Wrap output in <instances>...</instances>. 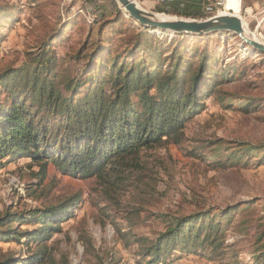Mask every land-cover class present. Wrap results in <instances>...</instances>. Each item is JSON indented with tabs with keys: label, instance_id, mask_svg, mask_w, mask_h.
Returning a JSON list of instances; mask_svg holds the SVG:
<instances>
[{
	"label": "trees",
	"instance_id": "16d2710c",
	"mask_svg": "<svg viewBox=\"0 0 264 264\" xmlns=\"http://www.w3.org/2000/svg\"><path fill=\"white\" fill-rule=\"evenodd\" d=\"M22 12L19 4L0 0V53L5 28L18 22L17 15ZM169 12L207 17L176 4ZM116 15L115 23L126 18L120 9ZM128 19L135 25L130 34L133 46L114 56L105 42L114 38L107 34L108 27L115 24L110 20L101 24L99 41L85 40L86 53L80 49L76 55H59L57 39L66 35L60 44L70 43L71 33H67L72 24L64 20L35 49L25 51L22 64L0 66V169L28 158L31 166H39L35 175L40 183L45 181L51 163L63 174L95 176L99 190L133 217L139 210L120 196L126 191L141 192L145 182L142 175L151 159L162 166L160 150L170 155L171 146L182 148L197 141L187 140L188 122L201 115L208 101L215 100L222 108L238 102L246 105L241 107L247 111L258 104L251 98H237L224 86L240 77L242 62L256 51L264 52L249 45L245 53L227 61L225 48L213 39L235 35L230 31L176 33L170 39L160 38L147 28L142 30L144 26L133 18ZM82 60L85 64L81 69L72 65V61ZM164 61H169L167 68ZM200 141L189 153L208 160L212 168L264 166V145L228 146L217 133ZM82 201V194H78L60 204L0 213V242L15 240L29 246L37 241L36 248L29 246L27 253L0 248V264H56L52 246L45 240L62 229ZM257 202L241 199L218 209L200 208L188 215L169 216L165 230L155 238H139L140 253L147 264H171L176 250H180L177 258L208 254L216 264H248L237 245L256 220L251 211L242 212L252 210ZM189 203L196 204V198L190 197ZM235 212L239 217H234ZM25 224L34 228L21 230ZM263 224L259 223V228ZM229 229L236 236L231 242L226 235ZM257 236L252 257L256 264H264V230ZM170 253L172 258L165 259Z\"/></svg>",
	"mask_w": 264,
	"mask_h": 264
},
{
	"label": "rangeland",
	"instance_id": "374dc122",
	"mask_svg": "<svg viewBox=\"0 0 264 264\" xmlns=\"http://www.w3.org/2000/svg\"><path fill=\"white\" fill-rule=\"evenodd\" d=\"M4 1L19 4L24 12L17 15L18 22L5 28L0 53V57L4 58L0 66L22 64L25 51L35 49L64 20L72 24L67 33L69 36L71 33L67 40L70 43L60 44L66 38V35H62L57 39L59 45H55V50L59 55L65 52L76 55L80 49L86 53V47L83 48L85 40L96 38L99 41L101 24L107 20L112 24L117 22L118 9L126 18L115 23L117 25L108 27L110 30L107 34L114 38L111 42L108 39L105 42L111 47L112 56L119 50L133 46L130 34L135 31V25L128 23L129 14L117 0H1ZM135 1L149 12L186 19L193 18L170 13L172 5L207 15L201 19L234 13L243 19L248 34L264 43V0H237V6L232 7L233 9L228 8L230 0ZM207 6L211 8L210 11ZM126 27L128 30H125ZM146 28L160 38L172 37L156 33L148 27H143L142 30ZM213 40L225 48L224 56L227 61L250 48L236 34ZM88 51L91 52L92 49L89 48ZM197 60L193 59L194 62ZM84 61H72V65L79 70L85 64ZM164 62L163 66L167 68L169 61ZM238 70L243 72L240 77L224 87L237 98H251L258 104L247 111L242 108L246 105H239L238 102L222 108L215 100L208 101L201 115L188 122L187 140L200 141L217 133L228 141V146L264 145V54L256 51L241 63ZM197 141L187 142L182 148L171 146L170 155L165 150H160L162 166L151 159L148 171L142 175L145 182L140 188L141 192L135 194L134 190L126 191L120 196L123 202L128 201L134 204V209L139 210L133 217L123 208L116 207L99 190L95 176L63 174L58 166L51 163L45 181L40 183L35 175L39 166H31L28 158L14 160L0 169V213L8 209L26 210L60 204L70 197L82 194L81 207L73 212L71 219L63 222L59 232L45 240L52 246L56 264H147L146 258L140 253L141 242L138 240L144 237L155 238L165 230L169 216L179 213L188 215L200 208L218 209L241 199H254L258 201L255 203L256 207L252 210L245 208L242 214L251 211L256 220L249 233L241 237L237 247L242 259L248 261V264H256L252 257V244L264 230V224L260 228L258 226L264 222V166L249 164L212 168L208 165V160L189 153L191 146L201 143ZM190 197L196 198V204L189 203ZM234 217H239V212H235ZM32 228L34 225H21V230ZM226 235L229 242L236 237L232 229ZM36 244L37 241L33 240L29 246L35 249ZM29 246L15 240L0 242V248L4 251L13 249L27 253ZM176 251V259L171 264H216L208 254L177 258L180 250ZM169 258H172L171 253L165 257Z\"/></svg>",
	"mask_w": 264,
	"mask_h": 264
},
{
	"label": "water",
	"instance_id": "95a60500",
	"mask_svg": "<svg viewBox=\"0 0 264 264\" xmlns=\"http://www.w3.org/2000/svg\"><path fill=\"white\" fill-rule=\"evenodd\" d=\"M122 9L140 25L158 32L187 33L194 35L230 31L238 35L243 42L264 52V43L250 36L243 19L234 13L218 15L209 19H186L171 16V19L160 18V13L149 12L138 7L134 0H117ZM125 8V9H124Z\"/></svg>",
	"mask_w": 264,
	"mask_h": 264
},
{
	"label": "bare ground",
	"instance_id": "6f19581e",
	"mask_svg": "<svg viewBox=\"0 0 264 264\" xmlns=\"http://www.w3.org/2000/svg\"><path fill=\"white\" fill-rule=\"evenodd\" d=\"M135 1V0H134ZM235 1H237V0H230L229 1V4H228V8H231V9H233L232 7H234V6H237L236 4H235ZM135 3L138 5V7H140V8H142V9H145V8H143L142 6H140L136 1H135ZM125 9V8H124ZM146 10V9H145ZM160 16V18H163V19H171V16H168V15H166V14H159ZM159 31V30H158ZM158 31H156L157 33H162L163 35H170V36H173L172 35V33L171 34H169V33H164V32H158Z\"/></svg>",
	"mask_w": 264,
	"mask_h": 264
},
{
	"label": "built area",
	"instance_id": "2783aa9c",
	"mask_svg": "<svg viewBox=\"0 0 264 264\" xmlns=\"http://www.w3.org/2000/svg\"><path fill=\"white\" fill-rule=\"evenodd\" d=\"M210 9H211V8H210L209 6H207V10H209V11H210Z\"/></svg>",
	"mask_w": 264,
	"mask_h": 264
}]
</instances>
